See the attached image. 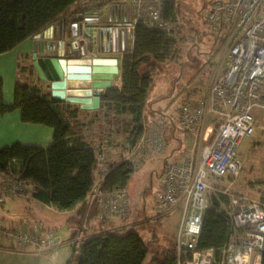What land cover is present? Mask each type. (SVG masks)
Here are the masks:
<instances>
[{"label": "trees", "instance_id": "trees-1", "mask_svg": "<svg viewBox=\"0 0 264 264\" xmlns=\"http://www.w3.org/2000/svg\"><path fill=\"white\" fill-rule=\"evenodd\" d=\"M213 1L208 0V5ZM82 5L81 0H0V54L62 20L68 21L70 17L75 21L81 19L85 9ZM200 5L195 7L192 0L163 3L162 17L171 22V33L148 28L140 21L134 24L131 49L124 52L118 61L121 85L110 86L102 92L97 110L105 117L127 116L126 120L119 118V121L123 127L122 140L130 150L143 136V123L148 111L153 110L149 92L154 78L168 70L171 64L178 62V67L187 66L181 60V45L187 37L182 13L189 10L190 16H203L200 11L204 4ZM188 29L194 33L191 39L195 45L199 40L197 31L192 26ZM191 60V66L198 68L197 56ZM188 88L191 87L185 83L181 101ZM14 109H19L21 121L25 123L51 127L52 142L46 147L20 142L1 147V178L12 177L20 181L25 188L23 192L28 187L33 199L57 211H71L66 219L67 225L73 229L69 241L75 240L94 220L105 224L108 219L97 217V197L88 200L95 183V171L101 164L107 165L101 187L117 184L127 187L135 167L127 159L110 165L101 160L103 152L95 149L82 133L89 123L76 120L78 108L74 104L57 100L43 86L20 79L14 85L12 102L6 103L0 78V112L4 114ZM253 185L258 187L259 200L264 202V174L252 182ZM238 195L244 194L218 189L209 192V204L203 213L197 241L199 249L211 248L218 258L231 238L240 234L242 228L232 227L230 202L232 196ZM156 213L159 216L156 220H161L163 215ZM126 215L120 217L121 222L125 221ZM137 225L140 224L134 223ZM174 235L170 237L168 246L156 249L150 257V264H176ZM147 252V241L138 232L128 230L120 234L113 228L77 240L65 264H142ZM261 264H264V245Z\"/></svg>", "mask_w": 264, "mask_h": 264}, {"label": "built area", "instance_id": "built-area-1", "mask_svg": "<svg viewBox=\"0 0 264 264\" xmlns=\"http://www.w3.org/2000/svg\"><path fill=\"white\" fill-rule=\"evenodd\" d=\"M86 6L105 8L102 24H94L95 35L111 50L116 27L109 24L117 18L121 24L134 27L138 21L146 27L171 33L172 24L162 17V5L178 0H81ZM208 33L223 39V71L217 74L202 96L188 88L178 109V125L199 141L198 156L164 164L160 174V193L156 210L165 215L179 211L174 235L176 264H261L264 245V202L246 195L231 197L232 227L242 228L216 257L211 248L199 249L197 241L203 213L209 204V180L212 177L238 175L241 163L237 148L256 127L264 126V0H215L203 15ZM83 19V20H82ZM81 29L93 23L81 18ZM93 20H96L93 18ZM91 21V22H90ZM73 47L84 52L77 42ZM113 46V45H112ZM105 47V48H106ZM90 61L88 58L86 59ZM213 123L208 124L207 120ZM166 141L158 133L143 135L126 158L139 166V156L160 154ZM101 160L105 161L104 155ZM107 173L100 170L98 183ZM97 189V217L109 219L126 215L129 198L126 187ZM25 190L20 181L6 177L0 182V203ZM226 191V190H225ZM0 237L15 240L24 247L47 251L56 240L47 233L20 229L0 221Z\"/></svg>", "mask_w": 264, "mask_h": 264}, {"label": "crops", "instance_id": "crops-1", "mask_svg": "<svg viewBox=\"0 0 264 264\" xmlns=\"http://www.w3.org/2000/svg\"><path fill=\"white\" fill-rule=\"evenodd\" d=\"M84 5H82L85 9L81 13V18L88 17L93 22L90 28L81 29L79 26H81L83 19L75 21L74 18L71 19L72 17H70V20H62L48 28L45 32L39 34V37L36 38V36H34L26 39L13 49L0 54V78L3 82L4 102H12L13 88L16 81L19 79L21 81H30L31 79L34 81L33 83L43 86L45 90H49L47 83L39 78L32 65V53L34 52L35 42L37 43V52L41 51L42 46L44 47V55L46 56L64 57L79 61H86L87 58L92 61L97 58L120 57L124 52L131 49L134 40V27L128 24H121L117 21V18L111 19L109 24L114 25L116 31H114V40H112L110 44L111 50H109L103 43V36L95 35L93 32L95 23H103L105 8L103 6L91 8L86 6V4ZM93 18L96 20H93ZM73 42H77L80 48L82 46L84 52L73 47ZM216 56L217 54L212 52L208 65L205 67L199 65L197 68L198 71L191 79V81L196 84L194 88L197 87L201 92L204 90L206 92L215 76L224 69L223 54L221 53L217 60ZM196 62H198V58ZM29 64L32 65V71L35 77L33 79L30 78V76H26L27 74L21 69ZM185 69L187 70V68ZM162 73L160 75H162ZM183 74L184 72L179 75L176 82L183 78ZM156 79L157 77L154 78L153 84ZM161 81H168V79L166 77V79H162ZM120 85L121 78L120 69L118 67V72L114 75L111 86L119 87ZM182 94H180L181 97H183ZM160 97L162 96H158L156 101L161 99ZM149 101H151V108L153 110L150 109L147 113L146 120L143 123V135L158 133L166 141V146L159 154L160 156L162 155L163 166L168 162L181 161L191 155L194 156L193 152L198 144L191 135L181 131L178 125V114H174L175 120L170 117V115L165 116L164 112L157 111L153 108L154 97L153 100H151L149 96ZM74 105L78 108L76 120H79L81 123H89L82 133L91 141L95 149H100V151L103 152L105 163L108 165L116 164L122 159H126L130 149L122 140L123 127L121 126L119 118L126 120L127 116L122 115L121 117L118 116L113 118L111 117L112 115H110V117H105L102 112H97L99 108L95 110H82L79 108L78 104ZM151 111L154 113L153 119L149 117ZM186 134L189 137L186 136ZM52 135L53 130L47 125L41 123H25L21 121L19 109H14L4 114L0 112V148L15 142H20L25 145L46 147L51 144ZM185 153L186 155H184ZM137 156L140 158L141 165L145 160L150 158L134 153L133 157ZM105 166L107 165L101 164L99 169L95 171V183L88 196V200L97 197L98 188L96 187H101L97 179L100 170ZM1 180L3 179L0 176V182ZM158 187L159 195L160 176ZM70 212L71 211H57L33 199L28 187H26V192L14 197H7L4 202L0 204V220H2V222L11 223L23 230L33 232L39 231L47 234H49L50 229L55 225H63L65 229H67V232L71 230L66 221ZM127 222L128 221H124L117 227H111L106 226V223L98 224L99 222L94 220L90 222L85 231L83 230L80 232L82 236L79 234L75 240L69 241L68 238L71 232L61 243H57L56 241L55 246L47 251H38L31 246L24 247L15 240L0 237V264H65L71 256L72 248L77 240L97 231L111 230L124 226L128 224ZM131 223L133 224V222Z\"/></svg>", "mask_w": 264, "mask_h": 264}, {"label": "rangeland", "instance_id": "rangeland-1", "mask_svg": "<svg viewBox=\"0 0 264 264\" xmlns=\"http://www.w3.org/2000/svg\"><path fill=\"white\" fill-rule=\"evenodd\" d=\"M192 1L197 8L201 6L200 4H204L200 11L204 15L208 8V0ZM182 15L184 16L183 21L185 23L184 33L187 37L183 40L184 42L181 45L183 53L181 60L186 62L187 66L184 68L178 67V62L171 64V67L163 72L162 75H159L154 84L151 85L149 95L151 100H153L154 97L153 108L157 111L164 112L165 116L170 115L174 120V114H178L179 104L182 98L180 94H184L185 80L188 79L186 81L188 87L194 88L196 85L191 79L198 69L196 66H191V59L197 56L199 65L205 67L208 65L212 52L217 54V60L224 50L223 39L207 32V25L203 16H190L191 13L189 10H185ZM190 26L196 29L197 36L199 37L195 45L192 43L191 39L194 33L188 29ZM198 51L200 52L199 54L197 53ZM22 68V71L27 74L26 76H30L32 79L35 78L31 64ZM185 68H187V70ZM182 70L184 72L183 78L176 82ZM166 77L168 81H161L162 79H166ZM30 82L34 81L30 79ZM194 90L196 95L199 96L206 93L205 90L201 92L197 87L194 88ZM158 96L162 97L156 101ZM149 117L153 119L154 113L152 111L149 113ZM207 123L212 124V119H208ZM188 135L186 134V136ZM197 144L193 152L195 157L198 156L199 145H201L199 141H197ZM184 155H186V153ZM237 155L241 163L238 175L233 181L228 177H212L209 180V192L211 190L213 192L217 189L222 191L227 190L232 193L244 194L253 199H259L258 187L256 185L252 186V182L262 178L264 174V126H261V128L256 127L252 134L242 140L237 148ZM162 166V155L160 156L159 154L151 155L142 165L139 164V166H135V171L126 187L130 210L124 220L128 221V224L116 228V232L120 234L128 230H135L147 241L148 252L142 264H150V257L156 249L168 246L171 240L170 237L172 234H175L178 227V210H173L163 215L159 221L156 220V218L159 217L156 216V198L159 192V174L162 171ZM112 186L113 185L102 186L101 188L105 187L104 190L116 189V187ZM120 217L109 218L108 221L106 220V226H119L123 223ZM131 222H133V224ZM134 222L140 225L134 226ZM143 223L145 225H142ZM72 231V228L67 232V229H65L63 225H55L50 229L49 235L54 237L57 243H61ZM80 236H82V234Z\"/></svg>", "mask_w": 264, "mask_h": 264}, {"label": "water", "instance_id": "water-1", "mask_svg": "<svg viewBox=\"0 0 264 264\" xmlns=\"http://www.w3.org/2000/svg\"><path fill=\"white\" fill-rule=\"evenodd\" d=\"M36 45L35 42L32 65L39 78L47 83L50 96L65 103L78 104L82 110L98 109L102 92L111 86L118 72L119 57L79 61L46 56L44 47L37 52Z\"/></svg>", "mask_w": 264, "mask_h": 264}]
</instances>
